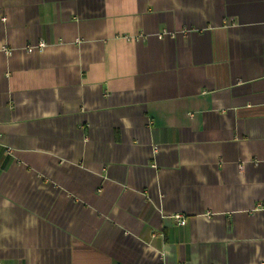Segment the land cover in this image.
Segmentation results:
<instances>
[{"label": "crops", "instance_id": "crops-1", "mask_svg": "<svg viewBox=\"0 0 264 264\" xmlns=\"http://www.w3.org/2000/svg\"><path fill=\"white\" fill-rule=\"evenodd\" d=\"M0 264H264V0H0Z\"/></svg>", "mask_w": 264, "mask_h": 264}, {"label": "built area", "instance_id": "built-area-1", "mask_svg": "<svg viewBox=\"0 0 264 264\" xmlns=\"http://www.w3.org/2000/svg\"><path fill=\"white\" fill-rule=\"evenodd\" d=\"M183 33L189 34L190 31L189 30H185V31H183ZM178 34H179L178 32H169L167 30H163V31H161V32H159L157 34V38L159 40H163L166 36H169L170 38L175 39V38L178 37ZM46 46H47L46 43L42 41V42H40V43H38L36 45L27 46L26 47V52L29 53V54H32V53L37 52V51L42 52V51H44ZM2 50H3V52L6 55H11V49L10 48L3 47ZM173 218L178 222L179 225H181V226H185L186 225L187 220H186L184 215L178 214V215H175Z\"/></svg>", "mask_w": 264, "mask_h": 264}]
</instances>
